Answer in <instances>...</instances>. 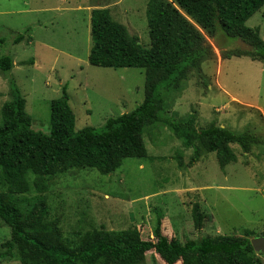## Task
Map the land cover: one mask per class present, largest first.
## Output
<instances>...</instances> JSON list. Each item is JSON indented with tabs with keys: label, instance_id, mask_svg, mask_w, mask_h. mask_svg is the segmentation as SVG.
Wrapping results in <instances>:
<instances>
[{
	"label": "rangeland",
	"instance_id": "rangeland-1",
	"mask_svg": "<svg viewBox=\"0 0 264 264\" xmlns=\"http://www.w3.org/2000/svg\"><path fill=\"white\" fill-rule=\"evenodd\" d=\"M147 4L148 0H0V56L9 54L14 61L12 70L0 71V124L2 108L11 99V77L26 98L34 129L46 133L51 131V100L62 95L64 84L77 130L101 127L109 117L138 107L145 97V68L91 64L90 16L93 8L108 7L114 19L149 47ZM246 24L259 26L264 37V5ZM19 33L25 39L15 43ZM205 36L214 56L202 64L204 79L190 73L181 88L169 94V114L180 119L194 114L199 128L215 123L264 137V62L250 55L226 58L223 52L237 47L238 40ZM144 140L149 156L126 158L113 173L80 168L44 178L49 219H58L65 240L75 242L80 233L93 229L128 228L151 239L159 217L164 233L182 242L205 235L242 236L245 228L254 236L264 235V142L249 152L232 144L237 159L223 169L216 153L204 150L191 165L194 148L186 147L163 123L148 127ZM36 177L29 175L26 196L41 193ZM196 202L205 214L200 229L192 215ZM10 238V227L0 219V250ZM258 255L264 262V253ZM139 264L167 263L149 251Z\"/></svg>",
	"mask_w": 264,
	"mask_h": 264
},
{
	"label": "trees",
	"instance_id": "trees-1",
	"mask_svg": "<svg viewBox=\"0 0 264 264\" xmlns=\"http://www.w3.org/2000/svg\"><path fill=\"white\" fill-rule=\"evenodd\" d=\"M263 5L264 0H148L149 47L114 19L108 7L93 8L89 62L146 70L143 102L109 117L101 127L77 130L68 84H64L62 95L51 100V131L34 129L26 98L15 78L9 77L11 99L2 108L0 124V219L10 227L11 238L1 245L0 263L19 259L21 264H139L153 251L167 264H264L251 243L255 235L251 229L245 228L242 236L205 235L182 242L164 233L160 217L151 239L137 228L93 229L70 242L62 237L58 219H49L50 205L43 194L46 176L80 168L110 174L126 158H147L144 133L158 123L194 148L191 165L204 150L215 152L224 169L237 159L232 144L249 152L263 143V136L248 130L237 132L215 123L199 128L194 114L180 119L168 110L169 94L179 90L190 73L204 79L202 64L214 56L205 33L212 38L220 34L234 41L241 38L254 46L252 51L233 47L223 52L226 58L250 55L264 62L260 27L246 24ZM23 39L25 34L19 33L14 42ZM13 66L11 55L0 56L1 72ZM30 174L37 176L34 184L40 194L25 195L31 189ZM192 215L200 229L205 214L199 202L193 205Z\"/></svg>",
	"mask_w": 264,
	"mask_h": 264
},
{
	"label": "water",
	"instance_id": "water-1",
	"mask_svg": "<svg viewBox=\"0 0 264 264\" xmlns=\"http://www.w3.org/2000/svg\"><path fill=\"white\" fill-rule=\"evenodd\" d=\"M238 44L244 50H249V51L254 50V46L252 44L246 42L241 38L238 39ZM251 243L256 253L258 254L264 253V235L253 236L251 238Z\"/></svg>",
	"mask_w": 264,
	"mask_h": 264
},
{
	"label": "crops",
	"instance_id": "crops-1",
	"mask_svg": "<svg viewBox=\"0 0 264 264\" xmlns=\"http://www.w3.org/2000/svg\"><path fill=\"white\" fill-rule=\"evenodd\" d=\"M92 11V10H91ZM90 30H91V16H90Z\"/></svg>",
	"mask_w": 264,
	"mask_h": 264
}]
</instances>
